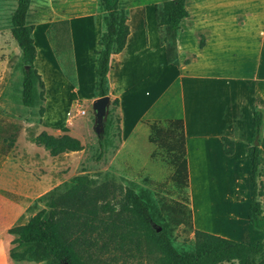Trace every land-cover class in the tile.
I'll list each match as a JSON object with an SVG mask.
<instances>
[{"label":"rangeland","instance_id":"rangeland-1","mask_svg":"<svg viewBox=\"0 0 264 264\" xmlns=\"http://www.w3.org/2000/svg\"><path fill=\"white\" fill-rule=\"evenodd\" d=\"M162 1L164 0H120L136 37L144 35L142 17L147 19L149 39L156 37L152 8ZM251 1L254 0H188L187 6L192 11L206 8L209 10L206 15L213 17L212 22H219L220 18L235 15L236 3ZM15 6L16 0H0V209H8L6 207L11 198H15L12 189L26 191L28 188L29 195L23 201L25 208L16 221L25 222L44 207L43 194L58 185L65 187L73 176L88 174L96 183L110 181L122 191L125 188L133 189L146 201L153 228L156 231L164 230L178 251L190 250L193 246L194 225L189 193L182 184L184 173L175 157L178 152H171L168 146L170 141L177 140L180 130L174 129L173 140L168 136L163 138L164 132L172 129L168 128L165 121L179 118L174 116L181 113L177 85L174 84L168 92L157 91L147 96V99H152L158 93L154 106H135L129 100L126 87L128 80L125 79L122 62L118 63L110 77L109 89L120 100V104L113 105L115 97L110 98L102 130L96 133L95 110L92 106L96 96L88 76V61L85 57L94 34L92 18L101 19L103 14L101 2L31 0L26 22L34 26L33 37L39 51L35 67L39 73L40 68L43 71L45 78L42 79H46L48 89L46 92L45 87V101H40V88L37 85L34 105L26 107L21 102L20 49L11 35ZM221 10H226L227 13L220 14ZM61 18L72 19L73 26L81 32L82 41L77 43V56L79 66L83 69H80L81 81L77 86L64 82L51 62L46 29L51 21ZM40 105L46 111L41 119ZM155 116L164 117L148 119ZM140 117L144 118L139 120ZM152 121L159 123L161 127L157 138L159 142L157 140L156 143L149 140L148 123ZM41 130L54 136L67 134L78 138L83 148L49 157L48 152L36 145L33 139ZM99 140L104 146L98 159ZM21 172L28 177L20 174ZM22 179H27L28 183ZM246 182H249V177ZM119 191L115 193L116 198L121 196ZM250 193L251 190L249 196ZM261 199L264 207V195ZM199 209V220H206L208 214L204 208ZM247 211L248 209L241 211L238 229L231 236L235 241L250 244L262 240L264 232L249 222ZM211 219L218 223L223 217L215 213ZM97 255L102 260L99 264H155L144 250L141 253L135 250L99 251ZM27 264L46 262L27 261ZM220 264L237 263L230 261ZM257 264H264V257H259Z\"/></svg>","mask_w":264,"mask_h":264},{"label":"trees","instance_id":"trees-1","mask_svg":"<svg viewBox=\"0 0 264 264\" xmlns=\"http://www.w3.org/2000/svg\"><path fill=\"white\" fill-rule=\"evenodd\" d=\"M31 0H16L12 15L11 35L20 49L22 68L21 102L26 107L34 105L36 86L40 88L38 97L45 101V84L35 67L36 46L34 26L26 22ZM103 8L102 31L94 51L95 81L93 92L96 97L108 95V72L112 55L120 53L130 33L128 13L120 5V0H100ZM159 43L165 48L166 62L178 65L177 36L180 22L188 16L185 0H164L154 6ZM46 37L54 57L64 75L72 84H77L73 57L70 22L61 18L50 22ZM25 65H28L26 68ZM113 105H119L114 98ZM45 107L40 105L39 116L43 117ZM165 137L173 140L175 128L180 130L177 140L168 143L184 173L183 186L188 188V171L185 151V134L181 118L167 119ZM149 125V140L157 142L159 123ZM262 125V114H253V137L257 139ZM224 153L234 151V142L222 136ZM166 141V140H165ZM34 142L42 146L50 156L66 152L80 151L83 146L78 138L67 134L54 136L40 131ZM159 142V140H158ZM99 140V159L103 150ZM6 152H3L5 154ZM250 180L252 191L247 211L249 222L264 232V195L260 168L258 144L250 149ZM120 191H119V190ZM116 191L121 196L116 198ZM43 196V197H42ZM44 207L25 222H16L8 232L13 236L9 250L15 262L45 261L46 264H99V251L130 252L143 250L152 257L155 264H220L235 261L237 264H257L264 257V238L254 243H242L210 232L193 230V246L188 251H178L164 230L156 231L150 220L146 201L133 189L123 191L110 181L96 183L88 174L73 176L63 187L58 185L43 194ZM144 248V249H143Z\"/></svg>","mask_w":264,"mask_h":264},{"label":"crops","instance_id":"crops-1","mask_svg":"<svg viewBox=\"0 0 264 264\" xmlns=\"http://www.w3.org/2000/svg\"><path fill=\"white\" fill-rule=\"evenodd\" d=\"M187 2L185 0L188 16L181 20L177 36L178 65L166 62L165 48L159 43L158 31L154 39H149L146 17H142L144 35L141 37H136L128 18L130 33L123 50L112 55L107 76L108 89L115 65L120 62L128 80L126 87L130 103L135 106L146 104L152 107L157 102L158 93L152 99H147V96L157 91L168 92L174 84L177 85L181 113L174 117L183 120L187 189L194 228L233 239L231 235L238 229L241 211L249 207L248 193L252 191L250 149L255 140L253 114L256 110L262 114L257 140L260 168L264 171V0L236 3L235 15L220 18L221 22H212L213 17L206 15L209 11L206 8L188 9ZM222 13L227 11L221 10ZM92 19L94 34L85 59L94 89V51L100 48L97 41L102 22L101 19ZM69 22L77 79V84L73 86H77L81 81L80 69H83L79 66L77 43H81L82 39L72 19ZM34 43L36 46L35 39ZM48 47L53 67L64 82L71 84L64 77L49 44ZM81 53L83 55V51ZM38 59L39 51L36 49L35 64ZM40 73L44 79L41 68ZM44 84L47 92L46 79ZM108 96L117 98L110 93V89ZM161 117L164 116L148 119ZM141 118L144 117L139 120ZM222 136L234 142V151L230 155L224 153ZM20 174L28 177L24 172ZM260 179L264 191V175ZM24 180L28 183L27 179ZM11 191L16 199L11 198L6 207L8 209H0V264H27V261L15 262L11 259L9 250L13 236L8 229L22 214L25 208L23 201L29 190ZM199 208H204L208 214L206 220H199ZM215 213L223 220L213 222L211 216Z\"/></svg>","mask_w":264,"mask_h":264},{"label":"water","instance_id":"water-1","mask_svg":"<svg viewBox=\"0 0 264 264\" xmlns=\"http://www.w3.org/2000/svg\"><path fill=\"white\" fill-rule=\"evenodd\" d=\"M27 68L28 65H25ZM110 98L108 95L96 97L93 100L92 106L95 110V131L96 133H100L103 126V120L107 112V107L109 104ZM258 144V141H255V145Z\"/></svg>","mask_w":264,"mask_h":264}]
</instances>
